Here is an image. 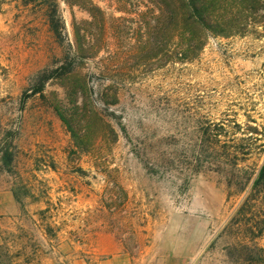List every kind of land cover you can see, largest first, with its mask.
Here are the masks:
<instances>
[{"label": "rangeland", "instance_id": "374dc122", "mask_svg": "<svg viewBox=\"0 0 264 264\" xmlns=\"http://www.w3.org/2000/svg\"><path fill=\"white\" fill-rule=\"evenodd\" d=\"M56 5L64 43L50 29ZM146 11L136 0H0V264H235L224 230L243 197L228 201L231 167L208 157L205 133L249 151L247 170L264 164V23L180 64L174 45L157 53ZM68 54L85 98L71 99L68 81L33 95ZM75 104L110 126L84 153L55 112ZM254 244L264 254V237Z\"/></svg>", "mask_w": 264, "mask_h": 264}, {"label": "trees", "instance_id": "16d2710c", "mask_svg": "<svg viewBox=\"0 0 264 264\" xmlns=\"http://www.w3.org/2000/svg\"><path fill=\"white\" fill-rule=\"evenodd\" d=\"M136 1L147 8L143 14V22L145 29L156 35L154 45L158 48L157 53L163 54V50L174 45V63L183 64L196 60L211 38L243 35L251 26L264 23V0ZM88 12L97 18V13L101 11L91 5ZM48 18L56 40L64 43V25L57 5ZM149 18L153 20V25ZM82 52L81 48L76 51L83 58ZM76 71V64L74 60L69 61L68 54L58 67L46 71L40 77L33 89V95L44 98L45 87L50 81H68L71 84L68 87V96L71 99L80 96L85 98L87 84L83 79H73ZM55 112L72 137L75 153L87 152L94 147L98 138H105L110 132V126L108 127L102 114L93 106L79 107L75 104L73 110L68 111L55 106ZM205 135L209 138L206 150L208 157L217 155L219 168L225 170L231 167L232 171L226 169L229 172L226 178L228 201L243 197L239 209L224 230L227 236L237 240L233 247L236 254L234 263L264 264L263 249L254 244L256 240L264 237V164L259 169L247 170L242 164L247 161L249 151H236L228 144L216 146V143L211 141L210 131ZM2 160L9 167L14 162V154L9 145L3 151ZM112 189H118L121 196H125V191L120 185L115 183ZM18 195L16 191L14 196L20 202Z\"/></svg>", "mask_w": 264, "mask_h": 264}]
</instances>
